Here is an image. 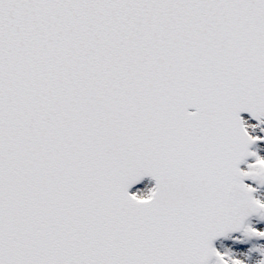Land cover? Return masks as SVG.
Masks as SVG:
<instances>
[{"label":"snow or ice","instance_id":"6c2138e0","mask_svg":"<svg viewBox=\"0 0 264 264\" xmlns=\"http://www.w3.org/2000/svg\"><path fill=\"white\" fill-rule=\"evenodd\" d=\"M0 264H264V0H0Z\"/></svg>","mask_w":264,"mask_h":264}]
</instances>
